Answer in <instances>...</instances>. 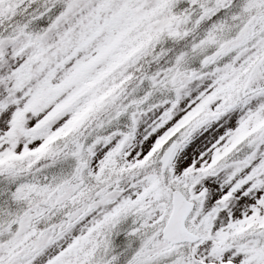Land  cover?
<instances>
[{"label":"snow or ice","instance_id":"6c2138e0","mask_svg":"<svg viewBox=\"0 0 264 264\" xmlns=\"http://www.w3.org/2000/svg\"><path fill=\"white\" fill-rule=\"evenodd\" d=\"M0 264H264V0H0Z\"/></svg>","mask_w":264,"mask_h":264}]
</instances>
